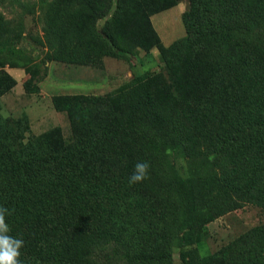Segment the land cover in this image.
Segmentation results:
<instances>
[{
    "label": "trees",
    "instance_id": "trees-1",
    "mask_svg": "<svg viewBox=\"0 0 264 264\" xmlns=\"http://www.w3.org/2000/svg\"><path fill=\"white\" fill-rule=\"evenodd\" d=\"M180 1L48 3L41 63L156 47L165 72L52 95L68 135L54 126L22 142L23 123L0 111V207L24 242L20 264H174L173 246L177 264H264V221L199 253L208 222L246 203L264 209V0H187L185 34L164 45L150 17ZM16 38L0 12V96L17 82L5 68L19 66L6 59L20 53ZM144 161L148 178L129 184Z\"/></svg>",
    "mask_w": 264,
    "mask_h": 264
},
{
    "label": "rangeland",
    "instance_id": "rangeland-1",
    "mask_svg": "<svg viewBox=\"0 0 264 264\" xmlns=\"http://www.w3.org/2000/svg\"><path fill=\"white\" fill-rule=\"evenodd\" d=\"M51 0H0V12L10 21L17 37L13 46L20 53L10 54L6 59L18 63L23 73L12 67L11 75L17 80L15 86L0 96L1 113L23 123L21 141L60 126L64 135L69 133V123L64 112L54 109L51 97L55 94L98 95L114 91L132 77L145 71H163L165 65L159 58L156 47L149 51L140 48H127L120 56H102L95 63L74 64L60 61L41 63L45 46L38 39L44 34L45 10ZM115 2L112 4V11ZM188 8V1L181 0L177 5L151 15V22L164 45L171 44L185 34L182 13ZM111 11V12H112ZM111 12L97 21L101 28ZM34 64L32 87L26 89L23 82L29 77L24 65ZM8 71V72H9ZM176 161L186 165L183 152L173 153ZM264 221V209L246 203L230 210L206 224L199 243L201 256L209 255L225 246L235 237ZM174 264L179 262V249L171 248Z\"/></svg>",
    "mask_w": 264,
    "mask_h": 264
},
{
    "label": "clouds",
    "instance_id": "clouds-1",
    "mask_svg": "<svg viewBox=\"0 0 264 264\" xmlns=\"http://www.w3.org/2000/svg\"><path fill=\"white\" fill-rule=\"evenodd\" d=\"M150 165L148 162H137L134 170L129 176V184L142 182L148 178ZM8 210L0 207V264H20V249L23 247V240L9 235L10 228L6 223L5 216Z\"/></svg>",
    "mask_w": 264,
    "mask_h": 264
},
{
    "label": "crops",
    "instance_id": "crops-1",
    "mask_svg": "<svg viewBox=\"0 0 264 264\" xmlns=\"http://www.w3.org/2000/svg\"><path fill=\"white\" fill-rule=\"evenodd\" d=\"M12 69H14L17 73H23L22 70H21L20 68L12 67ZM14 70H13V71H14ZM8 71H9V70H8ZM13 71L10 70L9 73H10V74L12 73V75H13V73H14ZM16 81H17V80H16Z\"/></svg>",
    "mask_w": 264,
    "mask_h": 264
}]
</instances>
